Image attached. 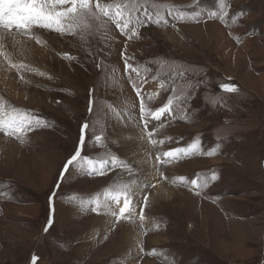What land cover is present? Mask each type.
Wrapping results in <instances>:
<instances>
[{
    "label": "rangeland",
    "instance_id": "rangeland-1",
    "mask_svg": "<svg viewBox=\"0 0 264 264\" xmlns=\"http://www.w3.org/2000/svg\"><path fill=\"white\" fill-rule=\"evenodd\" d=\"M101 2L138 9L124 33L103 16L65 34L0 27V106L44 122L0 132V264H264V0ZM84 122L102 175L64 171ZM125 184L130 219L92 211Z\"/></svg>",
    "mask_w": 264,
    "mask_h": 264
},
{
    "label": "snow or ice",
    "instance_id": "snow-or-ice-1",
    "mask_svg": "<svg viewBox=\"0 0 264 264\" xmlns=\"http://www.w3.org/2000/svg\"><path fill=\"white\" fill-rule=\"evenodd\" d=\"M115 9V11H113ZM128 11V16L124 15V11ZM134 11H138L134 6L130 7L128 4H105L101 0H0V27L11 30L15 28L18 31H23L25 34L31 32L33 28H42L50 30L56 33L65 34L72 33L73 30L85 19V17L99 18L100 16L108 17L115 22L116 27L124 33L128 29V25L132 23L131 16ZM215 15V13H213ZM144 16L147 18V22H153V15L145 9ZM163 18L157 16L155 23L159 24ZM137 23H145L141 18H137ZM164 23H167L165 20ZM39 43V40H37ZM122 57L124 53H121ZM64 58L71 60L72 56L64 54ZM99 67V65H98ZM125 60V68H131ZM43 75V73H41ZM146 83V81H145ZM227 92H237L238 89L234 85L224 84L221 86ZM137 96H140V89L134 85ZM91 96V90H90ZM93 101L89 100V112H92ZM168 106L162 107L155 112L149 110L148 115L155 120H159L161 116L168 111ZM141 122L145 129H147V119H145V104L143 98L140 103ZM42 125V120L39 118L28 119L24 116L8 115L3 112L2 106H0V132L5 135L21 138L22 133L25 131H31L30 125ZM89 128L88 122H84L80 129V138L78 145L74 153L67 159L64 166V171L67 172L73 164H77L81 169L84 168L86 162L90 167L87 169L89 174L97 172V174H104L105 169L108 167L107 162H102V167L96 169L94 162L88 158L82 156V149L85 144L86 130ZM151 135V133L149 134ZM97 141L101 140V136L95 137ZM153 144L155 140L151 141ZM163 143V141H160ZM198 145L193 143L189 146L190 149H196ZM187 149H172L164 152L163 155L168 158H177L181 153L187 154ZM212 154V153H209ZM159 160V156L157 157ZM115 158L112 160V164L115 165ZM126 167V165H121ZM184 179V178H181ZM212 180L216 179V176L211 177ZM193 185H197L196 180H192ZM135 193L131 191L129 185H120L119 187L104 193V200L95 201V207L92 208L93 212H98L101 207L111 211V214L116 217L117 222L121 219H130L133 215V211L137 205L133 202ZM121 197L123 200L121 201ZM147 196L144 197V205H140L141 219L144 218L143 209L146 206ZM118 205V209H113L112 205ZM51 226V221L46 225L44 231L47 232ZM36 257H33L32 264H35Z\"/></svg>",
    "mask_w": 264,
    "mask_h": 264
},
{
    "label": "bare ground",
    "instance_id": "bare-ground-1",
    "mask_svg": "<svg viewBox=\"0 0 264 264\" xmlns=\"http://www.w3.org/2000/svg\"><path fill=\"white\" fill-rule=\"evenodd\" d=\"M1 29H2V28H1ZM2 73H3V70L0 69V76H3ZM7 81H8V79H7ZM8 83H10V82H8ZM153 120H155V119H153ZM128 126H129V131H130V132H133V131H134V128H136V124H134V123H132V122H130ZM135 141H136V140H135ZM0 146H3V144L0 143ZM4 147H5V146H4ZM133 152H135V150H134ZM141 155H142V154H141ZM144 159H146V158L143 157V160H144ZM137 190H138V189H137ZM162 190H163V189H162ZM169 195L171 196V194H169ZM152 197H153V201H156V200L158 201V198H159V197H158V194H157V193H154V194L152 195ZM157 201H156V202H157ZM112 206H113V205H112Z\"/></svg>",
    "mask_w": 264,
    "mask_h": 264
}]
</instances>
